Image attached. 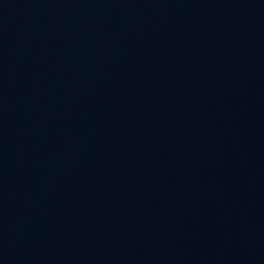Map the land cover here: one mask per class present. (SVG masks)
Wrapping results in <instances>:
<instances>
[{
  "label": "water",
  "instance_id": "95a60500",
  "mask_svg": "<svg viewBox=\"0 0 264 264\" xmlns=\"http://www.w3.org/2000/svg\"><path fill=\"white\" fill-rule=\"evenodd\" d=\"M0 264H264V0H0Z\"/></svg>",
  "mask_w": 264,
  "mask_h": 264
}]
</instances>
